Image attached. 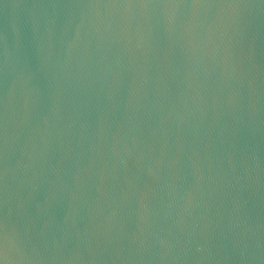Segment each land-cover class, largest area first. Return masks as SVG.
<instances>
[{
    "label": "water",
    "instance_id": "obj_1",
    "mask_svg": "<svg viewBox=\"0 0 264 264\" xmlns=\"http://www.w3.org/2000/svg\"><path fill=\"white\" fill-rule=\"evenodd\" d=\"M0 264H264V0H0Z\"/></svg>",
    "mask_w": 264,
    "mask_h": 264
}]
</instances>
